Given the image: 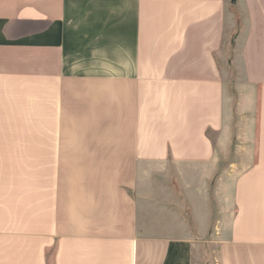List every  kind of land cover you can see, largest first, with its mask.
I'll use <instances>...</instances> for the list:
<instances>
[{"label": "crops", "instance_id": "obj_1", "mask_svg": "<svg viewBox=\"0 0 264 264\" xmlns=\"http://www.w3.org/2000/svg\"><path fill=\"white\" fill-rule=\"evenodd\" d=\"M19 152L55 171L0 175V264H264V0H0Z\"/></svg>", "mask_w": 264, "mask_h": 264}, {"label": "rangeland", "instance_id": "obj_2", "mask_svg": "<svg viewBox=\"0 0 264 264\" xmlns=\"http://www.w3.org/2000/svg\"><path fill=\"white\" fill-rule=\"evenodd\" d=\"M234 14L235 21L238 22L236 24V30L235 32H231L228 40L225 41V48H226V58L218 56V61L221 66L224 67V65H228V77L229 80H233L234 77V71L231 68V50L234 46V37L235 33L241 30V20H242V13L239 10H233L232 12ZM225 62V63H224ZM91 139L96 138H76V137H68V145L69 150L67 153H62V160L68 161V160H76L77 154L74 149H71V146H75L77 144H90ZM27 143V142H25ZM97 144H105L107 143L106 138H98ZM53 154L50 153H44V152H19V153H7V154H0V160H3L5 162L4 164H7L11 167H5L3 169H0V175L3 177H14L17 178L18 182H21L20 188L21 190L27 191L29 188V185L27 183L29 182L30 178H38L37 180L43 181L45 177L52 176V173H54V169L47 168L46 166L49 165V162L52 160ZM75 171V170H73ZM72 171V172H73ZM69 175H71V170H68ZM40 178V179H39ZM208 251V250H206ZM210 254V253H209ZM216 254L212 252L211 256L212 260Z\"/></svg>", "mask_w": 264, "mask_h": 264}]
</instances>
